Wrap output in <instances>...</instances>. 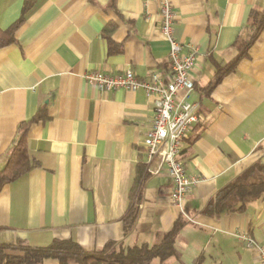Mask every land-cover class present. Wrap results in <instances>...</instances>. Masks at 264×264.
Segmentation results:
<instances>
[{
	"label": "crops",
	"instance_id": "0c3cea01",
	"mask_svg": "<svg viewBox=\"0 0 264 264\" xmlns=\"http://www.w3.org/2000/svg\"><path fill=\"white\" fill-rule=\"evenodd\" d=\"M167 1L182 54L196 51L187 101L198 105L199 119L181 152L195 185L180 207L170 199L171 178L153 173L158 162L148 163L142 146L155 98L143 90L106 92L84 79L92 71L170 74L162 0H0V31L27 5L14 42L0 48V170L22 123L35 164L0 190V245L151 246L183 220L179 258L167 264H261L240 237L264 246V194L246 200L242 212L202 211L244 170L264 164V28L247 57L207 88L238 55L251 34L250 14L262 11L264 0ZM142 168L137 219L125 234L122 217Z\"/></svg>",
	"mask_w": 264,
	"mask_h": 264
},
{
	"label": "trees",
	"instance_id": "16d2710c",
	"mask_svg": "<svg viewBox=\"0 0 264 264\" xmlns=\"http://www.w3.org/2000/svg\"><path fill=\"white\" fill-rule=\"evenodd\" d=\"M26 11L27 5H24L19 20L9 29L0 31V48L14 42V33L22 24ZM249 27L251 34L245 42L239 44L238 55L232 62L216 71L214 79L207 87L208 90H211L224 75L233 71L240 60L247 57L248 50L264 28V9L251 12ZM27 126L28 123H22L18 127L17 138L13 143L10 156L4 168L0 170V190L5 184L15 182L35 167L26 149ZM142 169L135 176L131 201L122 217L125 234L132 230L137 219L140 202L137 191L145 175L144 168ZM263 194L264 164L259 161L244 170L223 189L217 191L206 203L202 213L210 216L221 206H225L229 212H242L246 200L258 199ZM236 204L239 205L235 208ZM183 226L184 221L178 220L173 228L163 235L159 243L151 246L142 244L124 247L115 242H108L100 250L85 251L72 241L58 240L40 248L30 247L23 243L12 246L0 245V264H45L48 261L53 264H167L169 260L179 258L175 241Z\"/></svg>",
	"mask_w": 264,
	"mask_h": 264
},
{
	"label": "built area",
	"instance_id": "2783aa9c",
	"mask_svg": "<svg viewBox=\"0 0 264 264\" xmlns=\"http://www.w3.org/2000/svg\"><path fill=\"white\" fill-rule=\"evenodd\" d=\"M174 15L170 3L162 0L160 5V32L169 46L170 74H149V79H138L131 71L119 74H103L92 71L84 79L106 92L143 90L147 96L155 98L153 117L145 134L142 146L147 162L156 159L158 173L164 171L172 180L170 199L178 207L195 185V180L185 172L181 161L183 142L192 126L198 122V105L187 101L194 84L190 73L194 66L195 49L182 54L184 45L173 36ZM180 93L182 96L180 97ZM247 248L256 249L261 264H264V246L246 236H241Z\"/></svg>",
	"mask_w": 264,
	"mask_h": 264
},
{
	"label": "rangeland",
	"instance_id": "374dc122",
	"mask_svg": "<svg viewBox=\"0 0 264 264\" xmlns=\"http://www.w3.org/2000/svg\"><path fill=\"white\" fill-rule=\"evenodd\" d=\"M13 254H14V253H13ZM15 255H18V253H15ZM45 264H53V262L48 261V262H45Z\"/></svg>",
	"mask_w": 264,
	"mask_h": 264
}]
</instances>
